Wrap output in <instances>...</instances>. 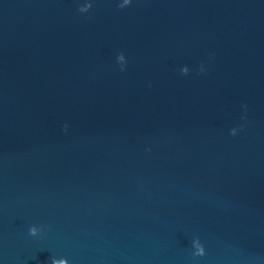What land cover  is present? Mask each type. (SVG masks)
<instances>
[{
  "label": "water",
  "instance_id": "water-1",
  "mask_svg": "<svg viewBox=\"0 0 264 264\" xmlns=\"http://www.w3.org/2000/svg\"><path fill=\"white\" fill-rule=\"evenodd\" d=\"M123 2L0 0V264H264V0Z\"/></svg>",
  "mask_w": 264,
  "mask_h": 264
},
{
  "label": "clouds",
  "instance_id": "clouds-1",
  "mask_svg": "<svg viewBox=\"0 0 264 264\" xmlns=\"http://www.w3.org/2000/svg\"><path fill=\"white\" fill-rule=\"evenodd\" d=\"M130 3H131V0H124L123 4H119L118 7H119L120 9H123V8L129 6ZM88 7L90 8L91 5L89 4ZM78 11H79L80 13H83L84 11H86V9H84V8L81 7V8L78 9ZM200 70H201V72H202V71L204 70L203 67H201ZM64 128H65V130H66V129H67V125H65ZM230 135L235 136V135H236V129H233L232 132L230 133ZM28 234L34 236V235H35V228H34V227L29 228V232H28ZM199 255H203V250L200 251ZM52 264H56V259H53V260H52Z\"/></svg>",
  "mask_w": 264,
  "mask_h": 264
}]
</instances>
